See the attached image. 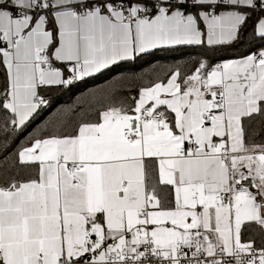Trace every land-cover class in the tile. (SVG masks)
<instances>
[{
  "label": "snow or ice",
  "instance_id": "obj_1",
  "mask_svg": "<svg viewBox=\"0 0 264 264\" xmlns=\"http://www.w3.org/2000/svg\"><path fill=\"white\" fill-rule=\"evenodd\" d=\"M0 151V264H264V0H0Z\"/></svg>",
  "mask_w": 264,
  "mask_h": 264
},
{
  "label": "trees",
  "instance_id": "obj_2",
  "mask_svg": "<svg viewBox=\"0 0 264 264\" xmlns=\"http://www.w3.org/2000/svg\"><path fill=\"white\" fill-rule=\"evenodd\" d=\"M144 68H148V65L144 64L142 62H138L134 66L133 70L139 72V71H141V69H144ZM115 74L116 73L113 72L111 74L105 73L103 76H98L94 81H88L86 87L91 88V87H95L97 85H104L105 81L110 79L111 75H115ZM125 88H127V85H125ZM81 90H83V88ZM75 95H76V93L74 92V93H69V94H66L64 96L59 97L58 100L56 101L55 106H59V105L66 104V103H71L73 101V99L75 98ZM33 126H35V125H33ZM27 131H31V129L26 130L24 135L27 134ZM20 139H23V136H21ZM17 143H19V140H17ZM11 150L12 149L10 148L9 151H11ZM2 155H3V152L0 151V158H2Z\"/></svg>",
  "mask_w": 264,
  "mask_h": 264
}]
</instances>
